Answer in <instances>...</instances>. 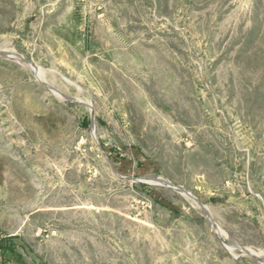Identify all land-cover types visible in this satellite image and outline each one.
<instances>
[{
  "label": "rangeland",
  "instance_id": "1",
  "mask_svg": "<svg viewBox=\"0 0 264 264\" xmlns=\"http://www.w3.org/2000/svg\"><path fill=\"white\" fill-rule=\"evenodd\" d=\"M0 264H264V0H0Z\"/></svg>",
  "mask_w": 264,
  "mask_h": 264
},
{
  "label": "water",
  "instance_id": "2",
  "mask_svg": "<svg viewBox=\"0 0 264 264\" xmlns=\"http://www.w3.org/2000/svg\"><path fill=\"white\" fill-rule=\"evenodd\" d=\"M31 70L33 71V69L31 68ZM34 72V71H33ZM35 73V72H34ZM36 74V73H35ZM37 75V74H36ZM70 101H75V100H72V99H69ZM86 105V104H85ZM87 106V105H86ZM90 110L92 111V107H91V105H90ZM93 120H94V118H93ZM161 180V179H160ZM152 181H158L157 179H153ZM160 182V181H159ZM169 187H171L170 185H168ZM177 188H181V189H183L184 190V192H187L188 194H190L191 196H192V194L189 192V191H187V190H185L184 188H182V187H177ZM177 190V189H176ZM191 198H193V199H195V201H196V203H198V205L204 210V212H205V214H206V217H207V219L209 220V221H212L211 220V218H210V215H209V213L207 212V210H206V208L202 205V204H200L199 202H198V200L194 197V196H192ZM213 227V226H212ZM224 242V241H223Z\"/></svg>",
  "mask_w": 264,
  "mask_h": 264
},
{
  "label": "bare ground",
  "instance_id": "3",
  "mask_svg": "<svg viewBox=\"0 0 264 264\" xmlns=\"http://www.w3.org/2000/svg\"><path fill=\"white\" fill-rule=\"evenodd\" d=\"M34 71H36V72H38V69L36 68V67H33L32 68ZM183 194H186V195H188L189 197H191V195L190 194H188L187 192H184V190L183 189H181V188H178ZM211 224H213L214 225V227H215V224L212 222ZM228 240V239H227ZM229 241V240H228ZM224 243H225V241H224ZM229 244V248L231 247V249L232 248H236V246L233 244V243H231V242H229L228 243ZM252 253H254V252H252Z\"/></svg>",
  "mask_w": 264,
  "mask_h": 264
}]
</instances>
